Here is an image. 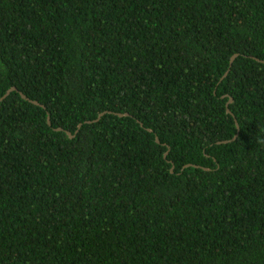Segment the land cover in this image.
<instances>
[{"label": "trees", "instance_id": "16d2710c", "mask_svg": "<svg viewBox=\"0 0 264 264\" xmlns=\"http://www.w3.org/2000/svg\"><path fill=\"white\" fill-rule=\"evenodd\" d=\"M256 58L264 0H0V264H264Z\"/></svg>", "mask_w": 264, "mask_h": 264}, {"label": "water", "instance_id": "95a60500", "mask_svg": "<svg viewBox=\"0 0 264 264\" xmlns=\"http://www.w3.org/2000/svg\"><path fill=\"white\" fill-rule=\"evenodd\" d=\"M238 55H239V54H234V55L232 56V58H231V60H230V67H229V69L226 71V73L224 74L223 78H225V77L228 75V73H229V71H230V69H231V67H232V65H233V62H234L235 58H236ZM256 59H257L258 61L264 63L263 60H260V59H258V58H256ZM13 91H18V88L15 87V86L9 88V89L7 90V92H6V93L0 98V102H2L4 99H6V98H7V97H8ZM20 94H21V96H22L24 99H26V100H28V101H30V102L36 104V105H40V106H42L43 108H45V105H43L42 103H40V102L37 101V100H33V99L28 98L23 92H20ZM232 101H233V99L231 98V99H230V102H232ZM227 104H229V103H227ZM230 112H231L230 109H228V113H230ZM106 113H113V112H102V113H100V114L98 115V117H97L96 119H94V120H90V121H87L86 123H94V122H97V121H99V120L102 118V116L105 115ZM115 114H117V115H119V116H128V115H129V113H119V112H118V113H115ZM47 120H48V124L51 125V119H50L49 116H48ZM82 125H83L82 123H80V124L78 125V128H77V130L75 131V133H72V132H70V131L67 130V131H66V135H67V137H68L69 139L74 138V137L77 135V133L79 132V130H80V128L82 127ZM236 125H237V128H239V124H238L237 122H236ZM57 130H59V131H63V128H62V127H58ZM149 130L151 131V129H149ZM238 133H239V132H238ZM237 137H238V134H236V136H234V138L231 139V140H235ZM156 140H157V142H160V140H159L158 137L156 138ZM231 140L219 141V143H227V142H229V141H231ZM166 154H167V153H166ZM191 166L200 167V165L189 163V164L185 165L184 168L191 167ZM204 168H205V169H209L208 167H204Z\"/></svg>", "mask_w": 264, "mask_h": 264}, {"label": "clouds", "instance_id": "9594fccd", "mask_svg": "<svg viewBox=\"0 0 264 264\" xmlns=\"http://www.w3.org/2000/svg\"><path fill=\"white\" fill-rule=\"evenodd\" d=\"M259 142H260V143H264V140H260Z\"/></svg>", "mask_w": 264, "mask_h": 264}]
</instances>
